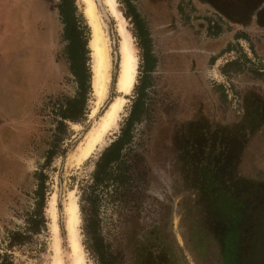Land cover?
<instances>
[{"label": "rangeland", "instance_id": "rangeland-1", "mask_svg": "<svg viewBox=\"0 0 264 264\" xmlns=\"http://www.w3.org/2000/svg\"><path fill=\"white\" fill-rule=\"evenodd\" d=\"M58 1L50 0L51 10ZM94 1L110 47L109 91L100 104L92 75L86 121L68 124L70 136L62 147L66 156L56 157L45 170L48 175L46 230L34 237L38 238L37 246L17 252L16 256L23 264H54L55 243L48 211L50 200L56 195L62 262L73 264L65 209L70 193H74L80 207L79 232L85 263L99 264L90 250L92 237L82 211L83 190L91 181L97 158L117 138L145 86L142 101L146 112L134 128L135 139L128 155L133 168L129 173L132 186L126 188V199L121 202L118 197L102 200L97 209V238L105 239L119 264H221L220 253L227 255L229 251L234 252L230 258L233 264H264V76L252 71L264 68V50L255 51L252 41L247 39L239 43L231 40L233 51L225 52L222 46L228 44L227 37L234 38L233 34L214 40L206 31L207 20L217 22V19L208 17L206 12L215 13L197 3L175 0L158 22V11L150 9L146 0H128L147 22L151 35L155 65L154 71L146 74L134 25L125 18L126 4L124 0H115L138 57L135 87L125 94L117 88L122 61L120 21L110 0ZM76 4L90 31L93 74L90 48L93 31L86 15L87 4L84 0H76ZM175 28L180 29V35L175 33ZM222 29L226 33L236 28L223 26ZM180 37L193 41L194 47L176 49L173 44ZM10 38L12 48L22 45L17 51L8 52ZM59 39L56 44L61 53L64 45L61 36ZM27 40L22 29L10 37L6 28L0 33V107H6V116L12 122L20 115L27 116L28 100L35 97L34 86L38 79L49 75L48 67L39 78L31 65L30 71L25 68L24 55L19 54L24 53L23 44ZM240 52L250 63L241 70L224 71L226 63L236 60ZM59 60L65 64L66 71L49 80L44 96L70 97L76 93L66 60L62 55ZM8 64L13 67L9 79L5 75ZM114 76H117L116 84H113ZM118 97L126 99L119 127L107 134L103 146L88 159L75 163L87 134ZM47 112L37 113L33 129L22 131L20 142L14 133L16 125L0 134V166H3L0 238H5L7 230H24L26 214L34 208L33 194L37 187L34 174L45 163L55 128ZM17 143L19 147L11 152ZM85 207L88 208L86 203ZM197 242L205 249V259L195 257Z\"/></svg>", "mask_w": 264, "mask_h": 264}, {"label": "trees", "instance_id": "trees-1", "mask_svg": "<svg viewBox=\"0 0 264 264\" xmlns=\"http://www.w3.org/2000/svg\"><path fill=\"white\" fill-rule=\"evenodd\" d=\"M124 2L126 4L125 18L132 21L134 37L139 40V48L143 51V61L146 63L145 68L147 69L146 74H151L154 71L155 60L152 56L151 35L148 25L132 3L128 0H124ZM30 6H32V16L27 18L26 27H23L28 40L23 44L24 53L19 55H24L23 60H26V62L32 60L33 69H35L38 78L42 76V72L46 67L49 68V75L38 79L39 82L34 86L35 97L28 100L30 108L27 110V116L20 115L14 122L6 121L1 132L3 134L7 133L12 130L10 128L16 125L14 133H16V138L19 139L22 131L26 132L33 129L34 117L39 115L37 114L39 111L40 115L48 111L47 115L52 117L55 128L52 132L49 148L46 151L45 163L34 174L37 186L33 194L34 208L26 214L24 230H7L5 238H0V264H23L16 253L25 252V250L38 245V238L34 237L46 230L44 211L48 192V175L45 174V170L52 166L56 157L66 156V149H62V147L64 141L70 136L68 124L85 123L88 114L89 95L92 93L89 50L90 31L83 14L78 10L76 0H59L53 10L50 7V0H30ZM60 36L64 45L61 53L58 50L59 44H56V40L60 41ZM20 47L13 50L17 51ZM236 48L238 49V47ZM232 49L233 45L230 44L228 49L224 51L229 52ZM37 53L39 56L36 55ZM55 55L57 59H54ZM61 55L66 60L70 76L76 84V93L70 97L44 96L43 90L48 87L49 80L58 78L62 72L66 71L65 64L59 60ZM247 63H250V61L240 52V56L236 60L226 63L224 71L228 73L233 68L241 70ZM252 71L261 77L264 76V68H257ZM116 80L117 76H114L113 84H116ZM144 91L145 86L141 88L138 100L134 103L119 135L97 158L91 173V181L83 190L84 204L82 211L86 214L90 237H92L90 238L92 242L90 250L99 264H119L118 257L109 251L105 239L97 238L99 222L97 209L103 199L107 201L118 197L120 202L126 199V188L132 186V178L129 173L133 168L128 160V155L135 139L134 128L142 121L146 112L145 104L142 101ZM191 93L188 92V94ZM16 145L15 148L10 150L11 152L17 150L20 143ZM2 155L5 156V154ZM2 167L0 166V174L3 172ZM85 203L88 208L85 207Z\"/></svg>", "mask_w": 264, "mask_h": 264}, {"label": "bare ground", "instance_id": "bare-ground-1", "mask_svg": "<svg viewBox=\"0 0 264 264\" xmlns=\"http://www.w3.org/2000/svg\"><path fill=\"white\" fill-rule=\"evenodd\" d=\"M87 4L86 15L92 27L93 38L90 48L93 56V88L99 102L106 98L111 83V54L108 40L102 27V21L94 0H84ZM114 14L120 21L121 42V70L117 82L118 91L129 94L136 84L138 74V57L132 45L131 37L125 29L126 20L120 15L117 3L110 2ZM113 65V64H112ZM126 104V99L118 97L110 103L98 124L87 134L85 142L80 146L75 163L81 164L88 159L100 146L105 143V137L111 130L119 127L120 114ZM99 105V104H98ZM95 113V111H94ZM49 215L52 219L55 258L54 264H63L59 243V226L57 223V196L50 200ZM67 216V232L73 255V264H86L81 243L79 227L81 224L80 207L74 193H70L69 202L65 209Z\"/></svg>", "mask_w": 264, "mask_h": 264}, {"label": "flooded vegetation", "instance_id": "flooded-vegetation-1", "mask_svg": "<svg viewBox=\"0 0 264 264\" xmlns=\"http://www.w3.org/2000/svg\"><path fill=\"white\" fill-rule=\"evenodd\" d=\"M174 1L175 0H146L150 9L158 11V22L164 17L165 13L168 12V7L172 6ZM189 3L192 5L197 3L215 13L211 14L209 11L206 12L208 17L211 16L217 19V22L210 18L207 20L208 25L206 31L210 36L214 37V40L218 41L220 38L225 39L223 35L233 34L232 36H234V38L231 37V39L227 37L228 44L226 43V45L224 44V46H222L225 50L228 49L229 45L232 43L231 40H236L237 43H239V41H246L247 39L252 41L255 51L264 50V0H188V4ZM172 15L174 16V14ZM223 26L228 28L233 26L236 29L224 33L222 29ZM173 30H175L176 34L180 35V29L175 28ZM214 30H218V32L215 34ZM181 33L184 34L183 32ZM237 45L239 44H235V46ZM173 46L179 50H190L194 47V42L182 37L181 40L176 39L175 45L173 44ZM196 244L198 245V242ZM196 244L194 246L196 248L195 257L205 259L207 254L202 247L203 245L197 246ZM233 254L234 252L231 251H229L227 255H225V253H220L222 259L221 264H233L230 260ZM210 257L213 259L212 254H210Z\"/></svg>", "mask_w": 264, "mask_h": 264}, {"label": "crops", "instance_id": "crops-1", "mask_svg": "<svg viewBox=\"0 0 264 264\" xmlns=\"http://www.w3.org/2000/svg\"><path fill=\"white\" fill-rule=\"evenodd\" d=\"M21 8L23 9V12ZM31 8L32 6H30V0H0V33H2L3 30H5L6 28L7 34L10 37L13 33L17 31L20 32L21 29L23 30V27L24 28L26 27L28 21L27 18H31L32 16ZM10 39H11V43H9L7 47L8 52L14 49L12 48V42H13L12 38ZM31 61L25 63V68L29 71H30L29 69L30 65L31 68L33 69V63ZM12 69H13L12 64H8L5 72V75L6 77H8V79L12 76ZM7 82L9 81L7 80ZM1 88H2V83H0V90ZM5 91H7V89H5ZM11 94L13 93L11 92ZM6 115H8L6 111V107L4 108L0 107V133L1 130L3 129V125L6 124V121L8 120L12 121Z\"/></svg>", "mask_w": 264, "mask_h": 264}, {"label": "snow or ice", "instance_id": "snow-or-ice-1", "mask_svg": "<svg viewBox=\"0 0 264 264\" xmlns=\"http://www.w3.org/2000/svg\"><path fill=\"white\" fill-rule=\"evenodd\" d=\"M110 2H113L114 3V0H110Z\"/></svg>", "mask_w": 264, "mask_h": 264}]
</instances>
